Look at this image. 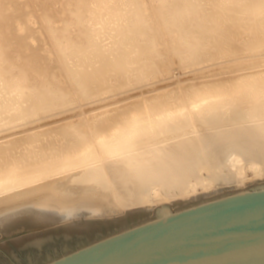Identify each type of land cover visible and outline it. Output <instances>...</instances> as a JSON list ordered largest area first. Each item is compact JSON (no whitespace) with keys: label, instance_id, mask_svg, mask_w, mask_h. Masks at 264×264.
<instances>
[{"label":"bare ground","instance_id":"bare-ground-1","mask_svg":"<svg viewBox=\"0 0 264 264\" xmlns=\"http://www.w3.org/2000/svg\"><path fill=\"white\" fill-rule=\"evenodd\" d=\"M51 1L34 22L54 80L29 77L36 51L12 56L0 9V236L70 220L65 236L92 237L264 187V0ZM172 66L174 88L78 107Z\"/></svg>","mask_w":264,"mask_h":264},{"label":"water","instance_id":"water-1","mask_svg":"<svg viewBox=\"0 0 264 264\" xmlns=\"http://www.w3.org/2000/svg\"><path fill=\"white\" fill-rule=\"evenodd\" d=\"M48 264H264V187L151 219Z\"/></svg>","mask_w":264,"mask_h":264},{"label":"rangeland","instance_id":"rangeland-1","mask_svg":"<svg viewBox=\"0 0 264 264\" xmlns=\"http://www.w3.org/2000/svg\"><path fill=\"white\" fill-rule=\"evenodd\" d=\"M63 1H65V0L51 1L49 3L51 6L49 4H47V5H49L48 9L51 12L54 10V12H56L54 14H57L58 10H60V4H62ZM35 4H36L35 0H16V1L15 0H0V9L3 11L4 10L8 11V12H4L5 15L8 16V17H6V20L7 19L8 20L7 21L5 20V27H4L5 36H3L2 39H4V38L8 39L7 42L9 43V46L11 45V48L9 47L10 48L9 50L14 51V52L11 51L12 56L13 55L15 56V54L18 55L19 53L21 54V55L19 54V56H21V57L26 56V54L28 56V54H31V53L36 51L35 55H37V57L39 58L38 62L42 59L41 62H39L40 63L39 66L42 69H39L37 71L36 69L31 68L27 71V72H29V77L33 81L38 82L39 80H45V79L54 80L55 73L47 65L48 60L53 58L52 57L53 54L49 53V45L46 44V42L44 40L45 37L43 38L40 34L42 25H40L39 21L34 22V19H37L36 15H35V10H37L36 9L37 7H34ZM45 7H46V5H45ZM32 10H34V11H32ZM31 11H32V13H31ZM50 11H48V12H50ZM148 11H149V9H146L144 11L146 13V15L149 14ZM42 12L43 11H41V9L37 10V13L40 16H41ZM57 16H58V14H57ZM22 22L24 25L22 24ZM58 24H59V22H57V25ZM83 25L86 26L87 23L85 22V23H83ZM21 28H22V30H21ZM80 30H81L80 27H77L76 29H74V32H72L73 33L72 37H77ZM42 38H43V40H42ZM104 38H106V37H104ZM104 42H108V40L104 41ZM25 44H26V46H25ZM27 44H29V47ZM30 45H33V46H30ZM34 47H35V49H34ZM36 47L38 49H42V50H37ZM46 48L48 49V52L46 51L47 50ZM9 50H8V52L10 53ZM29 50H31V51L29 52ZM39 51H40V54H39ZM36 53H38V54H36ZM49 54L51 56L50 59H49ZM41 56H47V57H41ZM172 67L173 68H171V70L167 74L160 76L161 80L159 78H157V80L155 79L156 83L158 81L159 82L161 81L160 84H153V83L148 84L147 83V84L141 85L137 89H133V90H129V91L128 90H122L119 92L108 93L104 96V98L102 100L90 99V100H92L90 102L85 100L83 102L82 106L79 105L78 107L82 108L83 111L85 113H87V112H90V108H93V107L122 106L124 104H128L130 102L140 100L143 95L158 94L159 91H152V90L153 89H159L160 86H163V85H167L168 88L173 86V88H174V87H176V85H175L177 83L176 80H181L184 78V76H182V74H184L185 71L183 72V70L181 71L177 67H174V66H172ZM171 71H173V72L171 73ZM176 75L177 76L179 75L181 77L178 76L179 77L178 78ZM175 76L177 77L176 79L174 78ZM164 79H165V81H164ZM171 79H173V80H171ZM143 92H145V93L142 94ZM78 107H76L78 111L76 110V108L75 109L73 108V111H72L71 110L72 108H70V110L72 112L70 111L71 114H68L67 116H69L71 119H75L77 117H83V113H82L83 111H82V109H79ZM74 110H76L78 112V114L76 111L74 112ZM79 114L81 116H79ZM2 136H4V134ZM20 136H22V134ZM248 176L251 178L252 173L249 172ZM203 201L204 200H202L201 202H203ZM201 202H199V203H201ZM199 203H197V204H199ZM161 206H162V203H159V205L157 207H161ZM180 210H183V208ZM151 216L149 218H145L144 220H141V221L137 219V220H135V223H133L132 220H130L131 223L127 224L126 225L127 227H125V228L112 226L110 229H108L105 227V228H103L102 232L95 233V235H92V237H86L85 235H78L75 233L71 234L69 236H65L64 232H62V230H60V229L62 227L67 226L68 223L70 222V220H68V223H67V221H63L61 224H60V222H58V223L55 222L54 225H52L50 227V229L47 228L48 230L45 229L44 227H43L44 230H40L38 228H31L30 227V228H24V229L12 232L9 235L3 234L2 236H0V264H48V263H50V261H53L57 258L65 256V255L69 254L70 252H73V251L79 250L81 248L87 247L88 245H90L96 241L105 239L108 236L122 232L123 230L128 229V227L129 228L135 227L136 225H140L141 223L144 224L146 221L157 218L156 215L155 216L151 215ZM66 223H67V225H66ZM40 232L43 234V236H45L46 233H48V234H46L47 236H45V237H41L39 240L36 239L34 241L32 239L28 242L21 243V245L17 244V242H20L21 240H25V238L28 239L31 237V235L36 234V233H40ZM18 240H20V241H18Z\"/></svg>","mask_w":264,"mask_h":264}]
</instances>
